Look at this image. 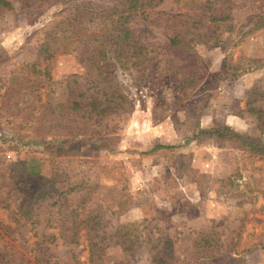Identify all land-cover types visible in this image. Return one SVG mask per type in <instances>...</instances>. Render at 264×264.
<instances>
[{
	"label": "rangeland",
	"instance_id": "obj_1",
	"mask_svg": "<svg viewBox=\"0 0 264 264\" xmlns=\"http://www.w3.org/2000/svg\"><path fill=\"white\" fill-rule=\"evenodd\" d=\"M9 1L0 264H264V156L203 132L228 126L264 141L255 112L264 113V68L223 76L264 63V27L249 32L264 0H145L146 14L122 21L123 0ZM124 22L128 52L154 50L126 69L97 58L124 40ZM187 25L218 40L170 48L167 37ZM157 145L174 148L151 152ZM126 238L128 251L115 245Z\"/></svg>",
	"mask_w": 264,
	"mask_h": 264
},
{
	"label": "trees",
	"instance_id": "obj_2",
	"mask_svg": "<svg viewBox=\"0 0 264 264\" xmlns=\"http://www.w3.org/2000/svg\"><path fill=\"white\" fill-rule=\"evenodd\" d=\"M123 1H124V4H127V8H126V11L125 10L121 11L122 14L119 18V21H122L121 19L123 17L125 19H128L129 17H131L132 13H135V14L136 13L137 14L142 13V15H144L147 13L145 10L146 6L151 5V0H149V2H148L149 5L145 4V0H123ZM160 1H162V0H160ZM12 9H13V5L9 0H0V14L4 11H10ZM213 21L217 23L221 20L213 18ZM222 21H225V20H222ZM125 23H127V22L122 23L123 24L122 27L119 28L120 32L123 33L124 40L121 43H119L118 41H113V40L107 41L106 43L111 44V48L108 51H102L103 49L102 50L100 49L98 52V56H97V58H101L103 56L106 59L107 55L111 54L110 57L116 59L120 63V66L122 69H126L125 63L129 59H134L135 60L134 63H137V62L139 63V60L141 57H146L148 54H151L154 51L152 47L147 46V47H138L139 50L133 51L132 53L128 52L129 49H131L130 42L128 41V40H130V32H129V29L124 26ZM194 25H195V22H194ZM252 27H253V29H251L249 32H253L254 28L264 27V17H258L256 20H254L252 22ZM220 28H221V25L218 26V29H220ZM204 39L206 40L205 42L208 43L209 41H212V40H218V37L216 34L209 36L207 33L201 35V34L192 32V28L189 27V28H186L184 31H177V32H174L172 35H169L167 37V42L169 43V46L172 49H174V48L175 49H186V51L189 52V51H192L191 49L193 48V45L196 42L199 41L201 43H204ZM91 43L92 42H89V44H91ZM82 50L85 51L84 54L87 56L86 60L88 61V63H91V62L93 63L95 60L92 59L91 57H89V56H91L90 51H87V49H85V48H83ZM44 52L47 53L48 48L44 49ZM128 53H130L132 56H129ZM50 56L51 55H49L48 57H50ZM248 64H249L248 67L242 68L241 73H238V69H232L230 71V73H226V70L224 69V71H223L224 79L230 80V81H235L240 76H242L246 73L264 68V63L261 60L250 59V60H248ZM229 74H230V77H229ZM182 90H183V88H182ZM255 92H256V90H254L252 92V94ZM119 95H122L121 92L119 93ZM75 104L79 105L78 103H75ZM92 105L94 107L93 110H99L100 113H98V116H104L109 111L107 107H105L103 109H99L97 102L92 103ZM93 110L91 111V114L94 113ZM255 112L259 115L258 118L261 121H263L264 120V113H262V110L259 109V110H256ZM261 130L262 131L264 130V126L261 128ZM203 132L206 133L207 135H215V136H219V137H229L232 140L240 142L242 147L247 148L248 150H250V152L264 156V141L263 140H258V139H254V138L249 137V136L240 135L228 126H220V127H216V128H211V129L205 130ZM173 148H174V146L157 145L154 147V149L151 152H155V151L162 150V149L168 150V149H173ZM42 191L43 190L39 189L38 192L34 195V197L38 196L39 193L41 194ZM67 192H71L70 189H68ZM45 196H49L48 193H46ZM60 207L64 208L65 206L60 205ZM66 209L68 210L69 207H66ZM30 213H32V212L30 211ZM72 214H74V210L72 211ZM25 215L27 216L26 213H25ZM98 225H100V223L93 222V224L87 228L88 232L89 233H97L99 231V227H100ZM73 228H74V226H73ZM44 238H46L45 241L49 242L50 244H57V242L59 240V237L55 234L45 236ZM66 238L68 239V237H66ZM69 238L71 241H66V243L67 244L73 243L74 241H72V240L74 238V234L71 235ZM127 238H129V235H127ZM127 238L124 239V241H117L115 245L124 246V250H126V251L131 250V246H129V243H128L129 241ZM130 242H134V241L131 240ZM2 260H5V259H2ZM164 262L165 261H161V263H164Z\"/></svg>",
	"mask_w": 264,
	"mask_h": 264
}]
</instances>
